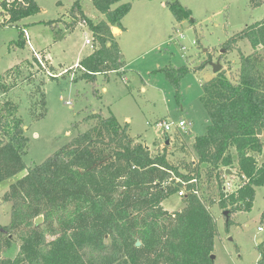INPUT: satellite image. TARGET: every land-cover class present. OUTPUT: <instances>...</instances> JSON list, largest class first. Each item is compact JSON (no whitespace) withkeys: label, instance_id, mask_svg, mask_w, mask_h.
Wrapping results in <instances>:
<instances>
[{"label":"trees","instance_id":"trees-1","mask_svg":"<svg viewBox=\"0 0 264 264\" xmlns=\"http://www.w3.org/2000/svg\"><path fill=\"white\" fill-rule=\"evenodd\" d=\"M124 1L90 0L103 16L97 23L86 18L80 0L69 9L71 23L66 30L83 25L93 43V51L78 63L80 73L73 82L94 85L98 75L108 79L109 74L125 72L111 32L112 28L123 30L121 21L131 8ZM165 5L177 23L194 24L191 11L178 0H167ZM39 13L34 0H0V29L16 27L18 39L12 44L23 49L21 23ZM241 42L248 43L249 54L237 47ZM223 46L237 51L236 78L229 79L221 70L201 85L200 101L209 124L204 135L189 141L196 160L178 164L169 161L167 144L152 154L144 142L129 134L127 123L99 112L84 120L90 124L84 132L43 163L27 168L23 120L18 105L6 95L32 63L16 65L0 75V96L5 97L0 102V185L8 182L1 201L10 204L9 223L0 225V255L18 243L16 256L2 258L0 264H214L211 256L218 228L209 208L216 205L228 212V230L232 216L250 212L256 188L264 187V159L258 162L264 156V18ZM211 60L207 57L205 62ZM202 68L169 65L158 72L178 99L181 80ZM93 93L98 97L95 88ZM40 97L34 121L46 113L44 94ZM165 140L169 141L167 135ZM185 152L181 147L180 153ZM227 169L236 171L231 177L236 186L233 193L223 191L221 176ZM204 182L207 187L215 185L217 202L213 197L204 199ZM179 192L182 208L164 210L162 204ZM41 216L43 222L35 225ZM258 249L257 264H264V241Z\"/></svg>","mask_w":264,"mask_h":264},{"label":"rangeland","instance_id":"rangeland-1","mask_svg":"<svg viewBox=\"0 0 264 264\" xmlns=\"http://www.w3.org/2000/svg\"><path fill=\"white\" fill-rule=\"evenodd\" d=\"M34 1L40 13L21 23L29 38L27 41L24 34L23 49L12 44L18 39L16 27L0 29V75L16 65L32 63L24 70L18 85L6 95V99L18 105V116L23 120L24 135L28 139L24 156L27 168L43 163L84 132L90 126L84 120L99 112L105 117L113 114L120 123L129 119V134L144 142L152 154L162 151L167 135V153L171 163L195 161L189 141L204 135L209 124L200 101L201 85L214 76L209 61L205 60L211 57L215 62L221 57L223 70L229 79L234 80L238 70L237 51H227L223 45L246 26L264 18V0H178L191 11L194 24L190 21L177 23L165 5L167 0H125L131 8L121 21L124 30L117 39L126 64L125 72L121 70L123 76L109 74L108 79L98 75L93 85L83 80L73 82L80 73L79 69L74 70L73 64L81 54L79 52L87 54L90 51L84 40H91V33L85 27L77 25L66 30L65 25L71 23L68 11L76 0ZM80 4L87 19L94 23L101 21L90 0H80ZM60 36L63 37L57 40ZM237 47L243 54L251 52L247 42L238 43ZM169 65L189 68L203 65L201 70L189 72L181 80L178 99L164 74L158 72ZM93 88L98 91V97L94 95ZM42 93L46 113L39 121H34L33 115L38 112ZM4 100L5 97L0 96V102ZM161 120L173 123L183 120L190 123V127L185 134H163L146 124L153 125ZM183 146L185 154L180 153ZM263 159L264 156L259 157L258 162ZM230 171L232 175L228 176L235 177L236 171ZM24 175L25 172L18 178ZM207 186L205 182L201 185L204 199L213 197L217 202L215 185ZM7 189L8 182L0 185L2 226L10 220V206L1 201ZM162 207L173 212L182 208V203L178 196H173ZM209 209L218 228L214 264H257L260 260L258 248L264 241V187L256 188L250 212L232 216L233 224L228 230L224 212L216 205ZM258 227H263V231L258 232ZM17 252L16 242L0 255V259H12Z\"/></svg>","mask_w":264,"mask_h":264},{"label":"built area","instance_id":"built-area-1","mask_svg":"<svg viewBox=\"0 0 264 264\" xmlns=\"http://www.w3.org/2000/svg\"><path fill=\"white\" fill-rule=\"evenodd\" d=\"M81 26H83V25H81ZM24 34H25L26 40L29 41V38L27 37V33H26L25 30H24ZM84 45H88V46L93 48L92 40L85 39L84 40ZM76 67L79 68L78 66H76ZM65 104L66 105H70L69 102H66ZM146 124H147V126H152V127L156 128L157 130H159L163 134H171V133H176V134L184 133L185 134L186 130L190 126V123L185 122L183 120H181V121H179L177 123L169 122V121H166V120H161V121H156L155 123H153V125H150L149 123H146ZM221 178L223 180V191L225 193H233L236 190V186L234 185L233 179L230 178L226 173H224L221 176ZM195 194H197V196H199L198 191H195ZM177 196L181 197L182 196V192H179L177 194ZM263 225H264V221H263ZM257 230H258V232H262L263 231V227H258Z\"/></svg>","mask_w":264,"mask_h":264},{"label":"water","instance_id":"water-1","mask_svg":"<svg viewBox=\"0 0 264 264\" xmlns=\"http://www.w3.org/2000/svg\"><path fill=\"white\" fill-rule=\"evenodd\" d=\"M119 31L120 30L117 29V28H112L111 29L112 34H114L116 32L118 33ZM208 64L212 67V72H213L214 75L216 73L220 72L221 70H223V66L221 64V57L220 58H217L215 62L209 61ZM188 135L190 136L191 133L188 132ZM190 142H193V139H191ZM166 144L168 145V142H166ZM145 148L148 149V147H146V146H145ZM225 173L227 175H229V176L232 175V172L229 169H227L225 171ZM227 215H228V212H224L223 213V216L224 217H226ZM42 222H43V217L42 216L41 217H38L37 219L34 220V224L37 225V226H39ZM259 242H261V241H259ZM139 245H140V243L137 242L136 243V246H139ZM214 259H215V257L212 255L211 256V260H214Z\"/></svg>","mask_w":264,"mask_h":264},{"label":"crops","instance_id":"crops-1","mask_svg":"<svg viewBox=\"0 0 264 264\" xmlns=\"http://www.w3.org/2000/svg\"><path fill=\"white\" fill-rule=\"evenodd\" d=\"M60 4V3H59ZM82 8V7H81ZM82 11L84 12V10L82 9ZM85 14V13H84ZM86 15V14H85ZM98 18V20H103V16L102 15H100L99 14V16L97 17ZM28 19V18H27ZM54 25V24H53ZM79 27H84V26H81V25H79ZM86 28V27H85ZM124 30V29H123ZM121 30L117 33V35H113L114 36V38H115V40L117 41V39H118V37L121 35ZM91 40H92V35H91ZM119 45V44H118ZM120 48V47H119ZM90 49V51L89 52H87V54H85L84 52H79V53H81V54H78V56H77V58H76V61H75V63L73 64V68H74V70L75 71H78V69L79 68H77L76 66H78V63L83 59V58H85V57H87L92 51H93V48L92 47H90L89 48ZM37 51V50H36ZM121 51V50H120ZM42 53V52H41ZM122 53V52H121ZM43 55H42V57L45 59V57H44V53H42ZM40 55V54H39ZM84 55V56H83ZM85 55H87V56H85ZM48 64H50L51 62L50 61H46ZM69 68H71V67H69ZM68 68V69H69ZM77 68V69H76ZM66 69H63V71H65ZM124 71H125V68H124ZM129 122H130V120L129 119H126V122L125 123H127L128 125H130L129 124ZM120 123V122H119ZM121 124H123V123H121ZM190 127V126H189ZM149 149V148H148ZM150 150V149H149ZM7 205H9L10 206V204H7ZM264 221V220H263ZM215 242H216V239H215ZM215 242H214V246H215ZM214 251H215V249H214ZM214 251H213V253H214ZM215 259H216V256H215ZM214 259V260H215Z\"/></svg>","mask_w":264,"mask_h":264}]
</instances>
